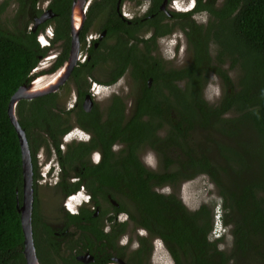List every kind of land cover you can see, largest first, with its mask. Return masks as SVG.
Listing matches in <instances>:
<instances>
[{
  "label": "flooded vegetation",
  "instance_id": "flooded-vegetation-1",
  "mask_svg": "<svg viewBox=\"0 0 264 264\" xmlns=\"http://www.w3.org/2000/svg\"><path fill=\"white\" fill-rule=\"evenodd\" d=\"M76 1H69L70 11ZM197 1L82 0L78 27H72L69 13L66 30L60 29L63 37L59 38L54 21L59 14L51 7L53 0H0V11L10 2L16 4L14 24L17 27L29 18L30 12L38 13L26 29L36 32L40 52L24 83L42 78L39 82L43 86L56 84L57 71L74 63L68 76L54 90L20 99L16 104L17 120L20 117L43 125L33 127L32 135L20 126L31 167V237L39 264H156L159 251L176 264L164 239L157 234L162 229L169 231L170 225L163 226L157 217L137 210L127 189L128 184L138 187L140 183L132 181L138 177V167L130 157L134 156L144 169L158 171L163 169L162 165L160 169L150 168L145 151H151L159 164H162V154L145 136L132 135L128 126L133 117L157 124L161 120V126H156L152 135L162 138L168 134L170 125L165 119L149 118L142 110L138 111L145 91L156 89L152 76L145 75L179 70L191 62L193 53L185 22L189 19L205 26L209 18L207 9H195ZM211 1L216 8L223 2ZM201 14L206 15L204 21L196 19ZM174 33L180 34L178 38L190 50L188 61L179 66H174L172 57L166 54L168 49L175 54L178 39H174L172 49L167 45L173 42ZM216 56L218 65L214 67L227 75L226 70L235 67L231 57ZM223 57L228 60L226 70L218 67L224 64ZM181 81L172 82L178 87ZM152 96L158 98L156 91ZM170 117L176 118L173 113ZM198 130L204 131L195 129L190 137L200 134ZM175 155L173 152L172 156ZM20 158L22 173L21 151ZM113 173L118 174L117 178L108 179ZM198 175L210 179L207 174L195 176ZM195 176L175 185L153 184L149 180L146 186L156 193H172L186 210L193 211L201 204H208L201 202L197 208L190 209L177 192L181 182ZM41 185L51 188L47 197L41 196ZM163 187L172 191L163 193ZM22 188L23 175L17 209L23 204ZM217 196L222 201L219 192ZM212 210V226L206 235L209 241L220 238L225 232L223 224L226 225L222 202ZM216 213L220 224L213 234ZM147 220L155 229L153 233L146 228ZM23 247L22 244V254ZM216 247L222 250L218 244Z\"/></svg>",
  "mask_w": 264,
  "mask_h": 264
},
{
  "label": "trees",
  "instance_id": "trees-1",
  "mask_svg": "<svg viewBox=\"0 0 264 264\" xmlns=\"http://www.w3.org/2000/svg\"><path fill=\"white\" fill-rule=\"evenodd\" d=\"M69 1L53 0L51 4L59 14L54 17L59 38L63 37L60 29L68 23ZM199 8L209 13L206 25L189 19L185 22L193 53L191 62L179 70L145 75L152 76L156 89L145 91L138 111L142 110L149 118L165 119L170 129L159 138L152 134L156 126H161V120L158 124L136 117L130 120V133L145 136L149 144L161 152L163 169L146 170L134 156L130 157L138 167L137 178L131 172L135 178L132 181L140 183L138 187L128 184V195L137 210L157 217L163 226L170 225L169 231L162 229L157 234L164 239L176 264H264V0H223L218 8L211 0H199L195 9ZM35 14V11L30 12L20 27L14 21L7 28L0 23V264H25L21 252L23 233L16 206L22 184L20 144L7 115V106L14 91L29 79V70L40 52L36 32L26 29ZM211 43L217 54L231 57V64L236 66L235 88L225 72L208 64ZM212 71L223 78L222 88H225L216 106L206 104L202 97ZM173 80H183L184 87H177ZM155 91L158 98L152 96ZM151 101L156 102L151 104ZM230 108L235 109L238 116L221 118ZM172 113L175 119L170 117ZM225 121L228 129L224 128ZM18 123L29 135L33 134V127H43L39 121L30 123L20 117ZM238 126L248 127L255 135L253 140H240L232 147L212 137V131L232 136ZM201 128L206 134H198L203 141L196 143L190 133ZM137 139L143 141V138ZM211 145L219 157L217 163L211 159ZM220 171L222 181L218 176ZM198 173L207 174L218 187L223 221L230 226L232 236L230 252L217 249L220 238L214 241L206 238L212 226L210 205L201 204L196 210H186L172 193H156L146 186L149 180H153V184L175 185ZM117 175L113 173L107 178L114 180ZM146 228L152 233L155 230L149 220Z\"/></svg>",
  "mask_w": 264,
  "mask_h": 264
},
{
  "label": "rangeland",
  "instance_id": "rangeland-1",
  "mask_svg": "<svg viewBox=\"0 0 264 264\" xmlns=\"http://www.w3.org/2000/svg\"><path fill=\"white\" fill-rule=\"evenodd\" d=\"M15 10H16V4L14 2H10V3L5 5V7L3 8L2 11H0V22L2 23V26L4 28L10 27L12 25V22L14 21V11ZM205 18H206V15L201 14L196 19L204 21ZM95 25H96V21L93 23L89 32H91L92 28ZM178 35L180 37L179 33L177 35H175V33H174L173 39H172L173 42L167 43V45L169 47L171 46V49H172L174 39H178L177 40L178 43H176L177 46H176L175 54H172V52H170L169 49L167 50V53H166L170 57H172L171 60L174 64V66L183 65L184 63H186L188 61L187 58H189V54H190V50L188 49V45L185 44V41L178 38ZM216 52H217L216 47L211 44L209 46V54H210L209 62H208L209 65L210 64H212V66L214 64L218 65V63L216 61V57H217ZM223 61H224V64L221 66H218V67L221 68L222 70H226L228 67V60L226 59V57H223ZM226 71H227V75L229 76V79L232 81L233 88H235L236 87L235 84H236L237 78H238V71H237L236 66L234 68L230 67V69H228ZM39 85H42V83H39ZM182 86H183V82L181 81L178 83V87L182 88ZM221 96H222V79L217 74L210 72L208 75V78L205 82V86L203 87V90H202V97H203L204 101L206 102V104H208L210 106H216L220 103ZM237 116H238L237 111L233 108H230L229 110H227L222 115L221 118L229 119V118H235ZM224 128H227L226 121L224 124ZM198 131L201 135L206 134L205 131H202V130H198ZM211 134L215 140H217V141L220 140V141L226 143L225 145L228 144L232 147L235 146L236 143L240 140H242V141H247L249 139L253 140V138L255 137V135L252 133V131L248 127H246V128L245 127H239L238 131L232 136H227V135L220 133V132H217V131H212ZM201 135H193V137H194L193 141H195L196 143H201L202 142ZM209 153H210L211 159L213 161H216L215 163H217L219 161V157L217 156L216 150L213 147V145H211V150ZM145 154L147 155V157H146L147 162L150 163V165H149L150 168L160 169V165H162V164H159L158 158L156 159L154 154L149 150H146ZM222 174H223V172L220 171L219 172V179H220V176L222 177ZM213 184L214 183H212V181L209 178H207L205 175H198L192 179L185 180V181L181 182L179 184V188H178L177 193L181 197L183 202L186 204V206L190 209L197 208V206L201 202L207 203L208 206L210 205L213 209V207L216 204L220 205L222 202L219 199V197L217 196V192H218L217 188L218 187L214 184L216 186L215 187ZM40 187H42L41 196L47 197V194H49V192H51V188L49 186L47 188H44L43 185H41ZM170 191H172V188H169V187H163L161 189V192H163V193H168ZM218 211H219V209H218ZM213 213H214V211L212 210V214ZM223 227H225L224 228L225 232L220 237L221 241L218 243V247L220 249L224 250L225 252H230V250L232 249V236L230 234V226L223 224ZM155 261H156L155 262L156 264H172L169 257H167L165 255V253H163L162 251H159L156 254ZM236 264H243V263L237 262Z\"/></svg>",
  "mask_w": 264,
  "mask_h": 264
},
{
  "label": "water",
  "instance_id": "water-1",
  "mask_svg": "<svg viewBox=\"0 0 264 264\" xmlns=\"http://www.w3.org/2000/svg\"><path fill=\"white\" fill-rule=\"evenodd\" d=\"M74 4L71 7L70 18L73 19L74 13ZM47 12V11H46ZM49 12V11H48ZM74 62V60L72 61ZM74 63H71L70 66H65L63 70H59L56 73L58 77L56 84H49L48 86H34L36 83H40V79L37 81L31 82L29 84L22 83L11 95L8 106H7V115L11 124L14 126L16 131L18 141L20 144V151L22 157V175H23V188H22V198L23 204L18 208L20 211V224L23 233V255L25 258V264H39L35 256L32 237H31V223H30V214H31V167L28 158V148L27 142L24 136L23 129L20 127L17 120L16 113V104L20 99L23 98H33L35 96L41 95L43 93L50 92L54 90L58 84L63 81L69 74L71 66Z\"/></svg>",
  "mask_w": 264,
  "mask_h": 264
},
{
  "label": "bare ground",
  "instance_id": "bare-ground-1",
  "mask_svg": "<svg viewBox=\"0 0 264 264\" xmlns=\"http://www.w3.org/2000/svg\"><path fill=\"white\" fill-rule=\"evenodd\" d=\"M82 0H77L74 4V13H73V20H72V27L73 28H77L80 21H81V16H80V4H81ZM79 20V23H78ZM78 23V24H77ZM77 24V26H76ZM49 81H52L51 79ZM43 85V83H42ZM34 86H41L38 83L34 84Z\"/></svg>",
  "mask_w": 264,
  "mask_h": 264
},
{
  "label": "clouds",
  "instance_id": "clouds-1",
  "mask_svg": "<svg viewBox=\"0 0 264 264\" xmlns=\"http://www.w3.org/2000/svg\"><path fill=\"white\" fill-rule=\"evenodd\" d=\"M219 224H220V222H219V216H217V213H216V222H215V224H214V226H213V234H216L217 233V230H218V226H219Z\"/></svg>",
  "mask_w": 264,
  "mask_h": 264
}]
</instances>
